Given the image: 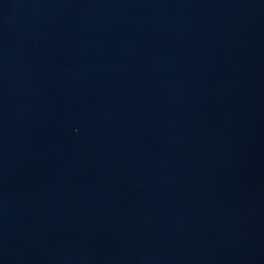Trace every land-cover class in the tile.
Returning a JSON list of instances; mask_svg holds the SVG:
<instances>
[{
    "label": "water",
    "instance_id": "obj_1",
    "mask_svg": "<svg viewBox=\"0 0 264 264\" xmlns=\"http://www.w3.org/2000/svg\"><path fill=\"white\" fill-rule=\"evenodd\" d=\"M0 264H264V0H0Z\"/></svg>",
    "mask_w": 264,
    "mask_h": 264
}]
</instances>
